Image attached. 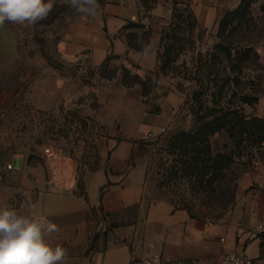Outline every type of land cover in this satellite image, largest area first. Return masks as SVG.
I'll use <instances>...</instances> for the list:
<instances>
[{
  "label": "rangeland",
  "instance_id": "374dc122",
  "mask_svg": "<svg viewBox=\"0 0 264 264\" xmlns=\"http://www.w3.org/2000/svg\"><path fill=\"white\" fill-rule=\"evenodd\" d=\"M102 1L105 0H97L98 5ZM158 1L171 3V0ZM184 1L195 14V26H191L189 19L183 23V29H174L172 13L169 18L149 14L156 31L177 38L174 60L167 74L159 69L164 51L161 42L157 68L150 71L136 64L130 67L123 59H108L101 66L83 60H62L56 51V41L80 15L64 5L69 0H51L52 12L35 26L7 20L0 24V164L11 162L20 168L22 161L28 163L27 170L21 167L14 179L12 194H33L29 182L38 175L43 180L49 179V161L70 158L76 166L77 178L102 165L106 160L101 153L104 139L113 136L112 128L117 122L123 123L124 116L129 121L140 106L155 111L173 92L176 105L168 124L163 126L166 130L159 133V129L149 127L138 138L147 162V187L154 198L189 207L213 220L219 218L220 209L210 194L181 174L179 151L169 141L176 133L195 128L197 115L211 107L243 109L250 115L262 112L264 0L252 2L246 15L235 16L233 25L243 22V26L236 35L239 39L233 43L231 61L215 45L221 41L220 19L234 5L221 4L224 0ZM236 49L250 50L249 61L235 57ZM233 63L238 64L236 70H232ZM130 71L144 79L151 78L153 85L148 95H143V87ZM245 94L257 96L258 102L253 105L244 102ZM143 117L144 123L148 121V115ZM151 131L153 135L149 134ZM212 144L215 150H225L229 144L226 133H216ZM48 146L57 151L55 156H48L45 151ZM251 149L249 158L262 160L259 152ZM247 158L245 155L242 160Z\"/></svg>",
  "mask_w": 264,
  "mask_h": 264
},
{
  "label": "crops",
  "instance_id": "0c3cea01",
  "mask_svg": "<svg viewBox=\"0 0 264 264\" xmlns=\"http://www.w3.org/2000/svg\"><path fill=\"white\" fill-rule=\"evenodd\" d=\"M166 2L158 1L148 9L145 0L102 1L97 15L80 13L67 25L56 41V51L68 62L101 66L108 59H123L130 67L154 70L162 33L150 24L149 14L169 18L172 4ZM240 2L221 4L236 8ZM129 22L142 26L126 27ZM147 31L151 35L144 49L128 44V36L140 44ZM174 98L171 92L155 111L140 106L129 121L124 116L123 123L117 122L113 136L104 139L101 148L106 160L83 175L87 197L76 192L77 171L70 158L47 162L48 180L33 175L29 182L33 194H12L21 167L28 168L22 161L0 183V208L42 215L56 223L60 232L46 239L53 247L67 249L62 264H144L154 252L162 254L164 264H224L223 256L236 252L264 261V229L257 226L264 217L263 160H255L241 175L235 205L221 219L192 216L184 207L151 196L138 138L149 127L160 131L168 124ZM143 114L148 115L145 123ZM257 115L264 116V107Z\"/></svg>",
  "mask_w": 264,
  "mask_h": 264
},
{
  "label": "trees",
  "instance_id": "16d2710c",
  "mask_svg": "<svg viewBox=\"0 0 264 264\" xmlns=\"http://www.w3.org/2000/svg\"><path fill=\"white\" fill-rule=\"evenodd\" d=\"M157 1L145 0L147 8L150 9ZM254 1L256 0H241L238 7L227 11L220 19L218 36L221 41L215 46L221 48L230 61L233 57V43L237 38L239 39L236 35L239 32V27L243 26V22H240L238 26L233 25V20L237 14L246 15ZM171 3L172 17L176 25L174 29H183V23L189 19H191V26L196 25L197 20L189 3L184 0H171ZM64 5L70 7L69 3ZM180 5H184V7L180 8ZM127 26L142 25L129 22ZM150 35L151 31L145 32L140 44L128 36V44L135 49H144ZM176 40L174 35L162 34L161 36L164 51L160 55L159 69L163 74L168 73L169 65L174 60ZM249 51L236 49L235 57L240 61H249ZM237 67L238 64H232V70H236ZM130 75L143 87V95H148L153 85L151 78L144 79L131 71ZM123 83L129 84L125 81ZM242 99L250 105L259 100L257 96L246 94L242 96ZM197 120L198 124L195 128L176 133L170 138L169 144L173 149L179 151L178 163L180 167L178 169L181 174L197 182L210 194L214 205L221 212L217 219H221L235 205L239 178L253 167L254 161L249 158L253 151L251 148H255L264 161V116L250 115L243 109L211 107L208 112L198 114ZM222 132L226 133L229 144L226 145L225 150H215L212 138L216 133ZM245 155L248 157L247 160H242ZM94 169L97 167L92 170ZM76 192L87 197L85 182L81 176L77 180ZM181 207L186 208L192 216H201L194 213L189 207Z\"/></svg>",
  "mask_w": 264,
  "mask_h": 264
},
{
  "label": "clouds",
  "instance_id": "9594fccd",
  "mask_svg": "<svg viewBox=\"0 0 264 264\" xmlns=\"http://www.w3.org/2000/svg\"><path fill=\"white\" fill-rule=\"evenodd\" d=\"M69 6L93 16L99 8L97 0H69ZM53 7L51 0H0V24L7 20L32 27L47 19ZM59 232V226L42 215L27 216L0 208V264H62L67 249L58 244L53 247L46 239ZM229 259L239 264L235 257Z\"/></svg>",
  "mask_w": 264,
  "mask_h": 264
},
{
  "label": "built area",
  "instance_id": "2783aa9c",
  "mask_svg": "<svg viewBox=\"0 0 264 264\" xmlns=\"http://www.w3.org/2000/svg\"><path fill=\"white\" fill-rule=\"evenodd\" d=\"M165 127H162L160 129L159 133H163L165 131ZM153 131H151L149 134L153 135ZM46 153L48 156H55L57 154V151L48 146L45 148ZM14 169V165L11 162H5L3 164H0V183L4 181L6 175ZM258 228L264 229V217L259 220L257 223ZM230 257H235V260L239 262V264H264V261H261L258 258H253L244 252H236V253H227L223 256V263L225 264V261H228V264H235L234 261L230 260ZM164 258L160 252H154L152 255L144 259V264H164ZM132 264V263H127Z\"/></svg>",
  "mask_w": 264,
  "mask_h": 264
}]
</instances>
